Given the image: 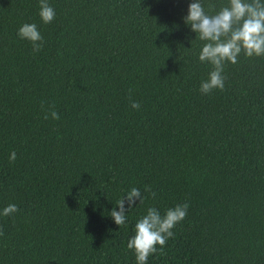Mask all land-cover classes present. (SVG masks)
Instances as JSON below:
<instances>
[{"label": "trees", "instance_id": "obj_1", "mask_svg": "<svg viewBox=\"0 0 264 264\" xmlns=\"http://www.w3.org/2000/svg\"><path fill=\"white\" fill-rule=\"evenodd\" d=\"M39 2L0 0V212L19 209L0 215V264H136L137 221L185 202L147 264H264V56L241 53L203 94L194 0H48V24ZM132 187L146 198L120 227Z\"/></svg>", "mask_w": 264, "mask_h": 264}, {"label": "clouds", "instance_id": "obj_2", "mask_svg": "<svg viewBox=\"0 0 264 264\" xmlns=\"http://www.w3.org/2000/svg\"><path fill=\"white\" fill-rule=\"evenodd\" d=\"M39 9V16L45 24L55 19V10L48 0H40ZM184 20L191 30L197 33V38L206 42L200 50L199 60L210 63L212 70L208 78L201 81L200 91L203 94H209L214 89H224V66L227 62L236 64L241 53L249 58L264 56V0H228V3L214 14L205 11L201 0H194L190 3ZM18 35L21 39L30 41L34 51L42 50L44 38L36 24H23L18 30ZM130 103L135 109L141 106L136 101ZM49 115L55 120L60 118L55 110L46 112L44 118L48 119ZM16 158L13 151L9 159L14 162ZM144 192L151 193L153 198L156 196L151 186L146 185ZM145 198L139 188L132 187L116 202L119 211L114 207L109 215L121 227L126 223L128 211L137 201L143 204ZM188 208V202L177 204L168 208L163 215L155 207L147 209L146 215L135 224V234L127 244V248L135 253L136 264H147L149 256L157 252V245L163 249L167 240L174 235L172 229L186 218ZM18 211L16 204H9L3 208L0 215L9 216ZM0 235H3L2 229Z\"/></svg>", "mask_w": 264, "mask_h": 264}]
</instances>
